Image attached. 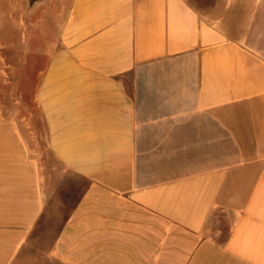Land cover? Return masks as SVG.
I'll return each instance as SVG.
<instances>
[{
  "label": "crops",
  "instance_id": "1",
  "mask_svg": "<svg viewBox=\"0 0 264 264\" xmlns=\"http://www.w3.org/2000/svg\"><path fill=\"white\" fill-rule=\"evenodd\" d=\"M30 2L0 264H264V0Z\"/></svg>",
  "mask_w": 264,
  "mask_h": 264
},
{
  "label": "rangeland",
  "instance_id": "2",
  "mask_svg": "<svg viewBox=\"0 0 264 264\" xmlns=\"http://www.w3.org/2000/svg\"><path fill=\"white\" fill-rule=\"evenodd\" d=\"M31 6L30 0H0V112H13L17 118L38 113L34 94L42 59L35 48L43 40L41 34H31V29L26 33V13ZM37 8L34 17L39 19L41 7ZM15 18L23 22L20 32L13 25ZM27 43H33L34 50H28Z\"/></svg>",
  "mask_w": 264,
  "mask_h": 264
}]
</instances>
